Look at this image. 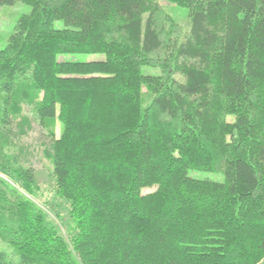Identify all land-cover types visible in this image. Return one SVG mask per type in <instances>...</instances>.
<instances>
[{
    "label": "trees",
    "instance_id": "trees-1",
    "mask_svg": "<svg viewBox=\"0 0 264 264\" xmlns=\"http://www.w3.org/2000/svg\"><path fill=\"white\" fill-rule=\"evenodd\" d=\"M167 1L180 43L158 0H0L31 8L0 49V264H264V0ZM33 123L67 237L28 198Z\"/></svg>",
    "mask_w": 264,
    "mask_h": 264
},
{
    "label": "rangeland",
    "instance_id": "rangeland-1",
    "mask_svg": "<svg viewBox=\"0 0 264 264\" xmlns=\"http://www.w3.org/2000/svg\"><path fill=\"white\" fill-rule=\"evenodd\" d=\"M158 2L160 5L161 22L166 26V29L169 30L172 28L171 30L175 34H178V43L182 42L184 40V35L190 26L189 10L174 3H170L167 0H158ZM30 12L31 8L22 3H17L15 6H4L0 8V49L6 46L7 39L12 33L18 19L23 14H28ZM55 27L63 29L65 28V25L62 21H58L56 22ZM105 59V54H62L59 56V60L64 62L86 63L104 61ZM143 71L145 74L157 75L159 69L144 67ZM230 101L234 102L236 100L231 99ZM233 120L234 116L228 117V121L232 122ZM54 129L58 137L62 131V125L58 120L55 121ZM27 131V137H30V140H27V142L31 144V147L34 150L32 166L37 173V185L39 186V194L35 198H28L43 209L47 214L49 221L56 223L60 229V233L67 237L66 225L71 222L68 206L56 197L52 178L53 165L44 153L46 150L45 143L49 134L48 128H41L38 123H33L30 129L27 128ZM189 175L194 178L208 179L215 182L224 181V176L218 173L190 171ZM1 177L2 179L9 181L11 184L13 183L7 178L8 176L0 174V178ZM13 185L15 188L19 187L14 183ZM154 190V188L145 189L144 193H150ZM24 194L26 195V193Z\"/></svg>",
    "mask_w": 264,
    "mask_h": 264
}]
</instances>
